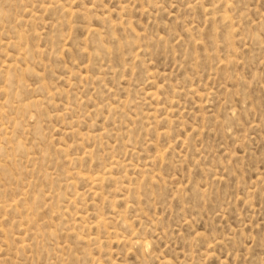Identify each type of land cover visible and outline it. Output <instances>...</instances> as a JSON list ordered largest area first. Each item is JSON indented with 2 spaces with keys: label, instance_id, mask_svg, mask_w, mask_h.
I'll return each instance as SVG.
<instances>
[{
  "label": "rangeland",
  "instance_id": "rangeland-1",
  "mask_svg": "<svg viewBox=\"0 0 264 264\" xmlns=\"http://www.w3.org/2000/svg\"><path fill=\"white\" fill-rule=\"evenodd\" d=\"M0 264H264V0H0Z\"/></svg>",
  "mask_w": 264,
  "mask_h": 264
},
{
  "label": "bare ground",
  "instance_id": "bare-ground-1",
  "mask_svg": "<svg viewBox=\"0 0 264 264\" xmlns=\"http://www.w3.org/2000/svg\"><path fill=\"white\" fill-rule=\"evenodd\" d=\"M101 181V180H100ZM97 182H98V180H97Z\"/></svg>",
  "mask_w": 264,
  "mask_h": 264
}]
</instances>
